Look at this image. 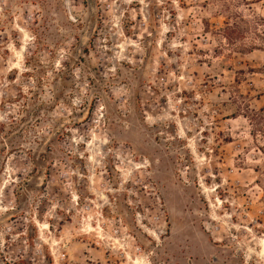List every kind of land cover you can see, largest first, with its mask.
I'll return each instance as SVG.
<instances>
[{
    "label": "rangeland",
    "instance_id": "obj_1",
    "mask_svg": "<svg viewBox=\"0 0 264 264\" xmlns=\"http://www.w3.org/2000/svg\"><path fill=\"white\" fill-rule=\"evenodd\" d=\"M0 264H264V0H0Z\"/></svg>",
    "mask_w": 264,
    "mask_h": 264
}]
</instances>
